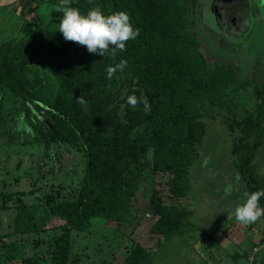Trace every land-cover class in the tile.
<instances>
[{
	"label": "trees",
	"instance_id": "trees-1",
	"mask_svg": "<svg viewBox=\"0 0 264 264\" xmlns=\"http://www.w3.org/2000/svg\"><path fill=\"white\" fill-rule=\"evenodd\" d=\"M51 7L47 26L38 24L41 4ZM192 5L196 0H191ZM60 0H23L19 13L24 32L0 43V142L38 145L41 155L54 146H66L81 156V175L67 179L52 175L49 191L26 204L2 194L0 211L15 210L13 232L0 235V250H16L15 234L30 236L22 243L38 252L21 257L19 264L71 263V234L81 232L94 218L121 225L131 212L139 182L146 169L167 175L168 194L150 190L148 212L155 217L149 233L170 238L180 233L188 210L181 203L188 193L189 169L205 136L203 117L228 109L223 123L232 134V169L247 193L264 189V83L237 79L238 67H210L200 43L185 32L178 0H71L86 14L100 6L105 15L125 11L139 35L125 51L104 56L66 41L58 32ZM121 60L124 70L111 79L106 69ZM51 77V80H50ZM252 88V109L239 107L230 93ZM83 95L87 105L76 100ZM20 100L31 133L17 134L8 127L4 100ZM135 98V105L129 103ZM33 107L46 116L43 119ZM38 168V167H36ZM12 202V201H11ZM180 202V201H179ZM13 203V202H12ZM259 206L264 208V197ZM0 264L11 262L9 255ZM149 253L132 246L123 264H148Z\"/></svg>",
	"mask_w": 264,
	"mask_h": 264
},
{
	"label": "rangeland",
	"instance_id": "rangeland-1",
	"mask_svg": "<svg viewBox=\"0 0 264 264\" xmlns=\"http://www.w3.org/2000/svg\"><path fill=\"white\" fill-rule=\"evenodd\" d=\"M252 1L250 0V6ZM208 2L209 0H196L193 6L191 0H178L179 7L184 10L182 13L185 32L199 41L200 52L210 67L216 64L232 65L239 68L236 76L240 82L245 79H255V83L263 84L264 25L262 22L252 20L249 33L241 38L243 43L240 44L233 43L228 37H224L225 41L221 38H213L206 29L209 22L212 24L214 17ZM240 10L244 16L234 17L233 22L246 21L244 9ZM50 12L49 5L41 4L37 11L38 24L47 26ZM20 21L19 17L10 18L8 34L4 32L5 27L0 28V42L14 39L24 32ZM230 94L233 101L239 103V107L235 108L238 114L244 109L253 108L255 98L251 87ZM3 109L4 113L10 115L8 120L10 129L17 134L22 131L31 133L28 126L27 129L23 128L27 123L23 118L20 100L6 96ZM33 109L43 119H47L39 108L33 107ZM214 114V117L202 118L206 132L197 148L198 156L189 169L187 195L182 200L164 199L167 205L182 202L191 211L181 226L183 230L170 238L153 236L149 233L156 219L148 212L150 190L155 188L161 192V195L168 194L165 183L169 176L152 174L146 169L132 201L131 212L121 225L94 218L88 229L72 232L71 263L75 261L74 264H123L135 244L141 245L149 253L148 264H192L191 262L195 260L197 264L198 259L209 260L208 250L215 252V249L207 235L215 234L216 240L222 241V233L218 229L221 226L210 227V221L219 216L221 220L226 219L231 215L228 212L231 211L229 209H232V206L244 203V194L247 192L231 166L232 134L222 121L231 118V114L226 108L216 109ZM81 168L80 154L70 151L66 146H54L48 151V155H41L38 145L10 146L0 142V202L2 194H10L12 200H8L9 205L17 203L18 197H21L24 203L32 204L35 202V197L49 191L52 175L66 177V180L76 179L81 175ZM263 171L264 168H261V172ZM14 217L13 207L0 211V235L13 232ZM28 238L31 237L18 234L6 238L5 241L17 242L16 250L8 252V247L1 249L0 261H4L7 259L6 255H9L14 257L8 264H19L24 255L38 252V249L32 245L22 243ZM197 238L200 240L199 243L202 241L207 247L205 250L196 248L193 253L192 241ZM176 242L177 244L182 242L183 245L177 247Z\"/></svg>",
	"mask_w": 264,
	"mask_h": 264
},
{
	"label": "clouds",
	"instance_id": "clouds-1",
	"mask_svg": "<svg viewBox=\"0 0 264 264\" xmlns=\"http://www.w3.org/2000/svg\"><path fill=\"white\" fill-rule=\"evenodd\" d=\"M71 0H60L56 11L62 13L58 32L69 42L87 48L89 53L104 56L106 53L115 57L116 51H125L129 40H134L139 35V29L134 28L130 15L125 11H118L105 15L100 6H94L86 14H82L78 8L70 6ZM127 66L126 60H121L114 67L109 66L106 71L108 78L119 70L123 71ZM76 103L86 106L88 101L81 95ZM129 103L133 106L136 101L129 97ZM27 129V125L23 126ZM246 201L236 207L234 215L241 225L256 223L264 217V208L259 206L261 197H264V189L252 193H245Z\"/></svg>",
	"mask_w": 264,
	"mask_h": 264
},
{
	"label": "crops",
	"instance_id": "crops-1",
	"mask_svg": "<svg viewBox=\"0 0 264 264\" xmlns=\"http://www.w3.org/2000/svg\"><path fill=\"white\" fill-rule=\"evenodd\" d=\"M22 1L23 0H0V28L5 27L4 29L5 34H8V32H10V30L8 29V23L11 17L13 18L19 17V19L21 20L20 23L22 27L23 22H22L21 14L19 13V9ZM208 5L209 8L212 10V6L213 5L216 6L217 2L215 1L213 4L209 0ZM1 22H3L2 25ZM12 28L13 27H11V30ZM5 41L7 40H4L2 42ZM236 175L238 174L236 173ZM244 199L246 201L245 196ZM242 203L243 202L238 203V205L232 206V209H229L231 211L228 212V214L231 215H229L226 219L224 218L223 220H221V217L219 216V217H214L210 221V227L221 226V228L218 229H220V233H222V237H221L222 241L218 239L216 240L215 234L212 233L208 234L207 235L208 239L212 241L211 244L212 247L215 249L214 250L215 252H211L209 251L210 249L209 250L207 249L208 253H210V255H208L209 260L204 261L203 259H198L197 264H249V262L247 261V257L253 253L252 249L254 247H256L258 250L257 252L252 254L253 260L251 264H264V217H261L254 224L241 225L235 219L234 212L236 207H238ZM195 235L197 234H194V236ZM199 241L200 240L198 238L192 241L193 243L191 245V249L193 253L196 248L197 249L201 248L205 250V248L207 247V245L202 243V241L200 243ZM175 244L177 247L183 245L182 242L179 244H177L176 242ZM196 262L197 261L195 260L194 262L191 263L196 264Z\"/></svg>",
	"mask_w": 264,
	"mask_h": 264
},
{
	"label": "flooded vegetation",
	"instance_id": "flooded-vegetation-1",
	"mask_svg": "<svg viewBox=\"0 0 264 264\" xmlns=\"http://www.w3.org/2000/svg\"><path fill=\"white\" fill-rule=\"evenodd\" d=\"M213 4L216 1L217 5L212 6L214 17L212 24L206 25L207 33L213 38L224 37L230 38L235 43L241 42V38L249 33L252 20L254 22H262L264 25V5L261 6L260 0H253L250 6V0H210ZM245 11L246 21L243 23L233 22L234 17H243L241 10Z\"/></svg>",
	"mask_w": 264,
	"mask_h": 264
},
{
	"label": "built area",
	"instance_id": "built-area-1",
	"mask_svg": "<svg viewBox=\"0 0 264 264\" xmlns=\"http://www.w3.org/2000/svg\"><path fill=\"white\" fill-rule=\"evenodd\" d=\"M257 248L256 247H254L253 249H252V254H254L255 252H257ZM252 254L251 255H249L248 257H247V261L249 262V264H251V262H252V260H253V256H252Z\"/></svg>",
	"mask_w": 264,
	"mask_h": 264
},
{
	"label": "water",
	"instance_id": "water-1",
	"mask_svg": "<svg viewBox=\"0 0 264 264\" xmlns=\"http://www.w3.org/2000/svg\"><path fill=\"white\" fill-rule=\"evenodd\" d=\"M260 4H261V6H263L264 5V0H260Z\"/></svg>",
	"mask_w": 264,
	"mask_h": 264
}]
</instances>
